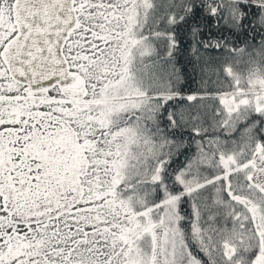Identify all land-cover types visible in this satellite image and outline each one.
I'll return each instance as SVG.
<instances>
[{
  "label": "snow or ice",
  "instance_id": "snow-or-ice-1",
  "mask_svg": "<svg viewBox=\"0 0 264 264\" xmlns=\"http://www.w3.org/2000/svg\"><path fill=\"white\" fill-rule=\"evenodd\" d=\"M0 264H264V0H0Z\"/></svg>",
  "mask_w": 264,
  "mask_h": 264
}]
</instances>
